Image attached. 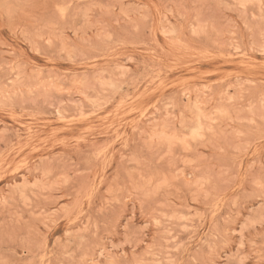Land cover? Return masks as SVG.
Here are the masks:
<instances>
[{
  "label": "rangeland",
  "instance_id": "obj_1",
  "mask_svg": "<svg viewBox=\"0 0 264 264\" xmlns=\"http://www.w3.org/2000/svg\"><path fill=\"white\" fill-rule=\"evenodd\" d=\"M262 5L0 0V264H261Z\"/></svg>",
  "mask_w": 264,
  "mask_h": 264
},
{
  "label": "snow or ice",
  "instance_id": "obj_2",
  "mask_svg": "<svg viewBox=\"0 0 264 264\" xmlns=\"http://www.w3.org/2000/svg\"><path fill=\"white\" fill-rule=\"evenodd\" d=\"M262 7H264V5H262ZM57 8L61 12V15H63V9H61L59 5H57ZM262 103H264V101H262ZM170 132H171V128L166 123L162 127L158 126L155 130H153L148 135H150L151 141L153 143H155L157 140H159L161 142H168L171 139H173V137L170 135ZM253 182L255 183L256 181L253 180ZM259 187L262 190H264V172L261 173V176L259 178ZM241 246L243 247V244ZM99 264H104V261H100ZM110 264H115V262H110ZM249 264H250V262H249ZM261 264H264V261H261Z\"/></svg>",
  "mask_w": 264,
  "mask_h": 264
}]
</instances>
